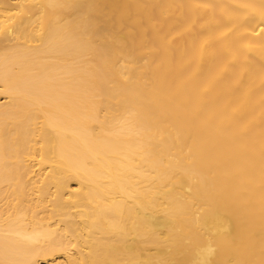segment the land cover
I'll return each instance as SVG.
<instances>
[{
  "label": "bare ground",
  "instance_id": "obj_1",
  "mask_svg": "<svg viewBox=\"0 0 264 264\" xmlns=\"http://www.w3.org/2000/svg\"><path fill=\"white\" fill-rule=\"evenodd\" d=\"M0 264H264V0H0Z\"/></svg>",
  "mask_w": 264,
  "mask_h": 264
}]
</instances>
